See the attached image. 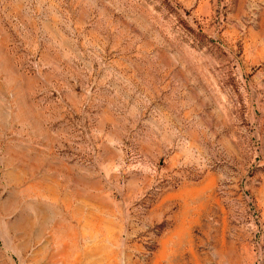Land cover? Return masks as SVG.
<instances>
[{
    "label": "rangeland",
    "instance_id": "obj_1",
    "mask_svg": "<svg viewBox=\"0 0 264 264\" xmlns=\"http://www.w3.org/2000/svg\"><path fill=\"white\" fill-rule=\"evenodd\" d=\"M0 264H264V0H0Z\"/></svg>",
    "mask_w": 264,
    "mask_h": 264
}]
</instances>
